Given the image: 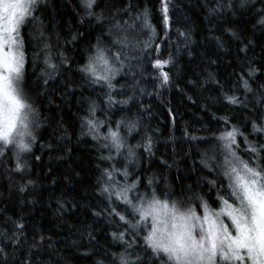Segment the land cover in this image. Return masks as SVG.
<instances>
[{
    "label": "trees",
    "instance_id": "trees-1",
    "mask_svg": "<svg viewBox=\"0 0 264 264\" xmlns=\"http://www.w3.org/2000/svg\"><path fill=\"white\" fill-rule=\"evenodd\" d=\"M129 2L133 5L131 16L145 7L149 9L154 36L143 27L142 20L133 29L114 30L112 37L107 36L117 19L131 23L129 15H115ZM215 2L170 0V25L165 29L160 0H97L99 6L92 11L103 15L102 23L86 15L80 0H44L36 13L42 26L37 21L22 28L25 90L34 109L30 130L36 139L31 152L21 154L20 162L25 165L22 172L15 171L14 149H6V154L0 156V247H6L8 264H119L113 253H121L125 245L114 241L111 233L121 222L107 214V196L100 194L97 177L113 164L123 170L127 148L120 155L113 150L112 161L99 159L109 152L98 150L103 141H94L87 126L82 127V118L88 116L92 102L97 106V120H110L113 128L116 121H125L121 133L127 145L152 138L151 157L142 147L135 150L137 159L128 165L131 174L127 184L142 178L138 190L150 197L152 188L147 187V180L153 178V188L160 198L167 192L172 198L183 199L185 206L191 203L201 215L197 196H203L212 208L220 206L216 188L210 190L208 181L216 180L217 188L228 182L223 168L217 166L223 165L224 156L220 141L214 137L233 126L238 128L243 135L237 136L233 147L244 160L252 159L247 151L249 143L264 144V132H253L252 128L253 122L264 126V103L258 102L264 99V26L257 23L256 12L264 4L251 0L254 8L241 9L239 0H233L235 8L225 7L209 16L208 10ZM221 2L227 5L229 0ZM178 30L187 32L190 39L179 36ZM124 36L129 45L125 51L138 57L139 64L131 62L136 69L135 80L128 64L116 76L114 99H133L126 105L110 106L105 103L107 87L91 84L79 69L95 55L93 45L98 37L111 56L121 49L112 40ZM145 41L152 47L144 50ZM155 45L161 46L159 51ZM61 54L65 63L61 62ZM46 55L50 63L57 65L55 70L44 63ZM169 57L172 63L163 71L169 73L170 82L161 84L160 70L152 64ZM245 80L251 91L245 89ZM136 81L139 83L133 90L131 85ZM226 96H236L240 103L229 104ZM221 117H227L228 123ZM129 123L136 124L131 135L127 131ZM193 136L197 139H191ZM189 197L193 199L189 201ZM112 199L113 206L124 213L127 206L114 196ZM94 212L103 214L95 216ZM129 219L135 222L139 216L129 215ZM14 222L24 225L17 232V246L2 235L11 236L16 231ZM124 227L121 224L119 231ZM126 239L131 242L133 236L129 234ZM139 251L129 249L130 258L134 259Z\"/></svg>",
    "mask_w": 264,
    "mask_h": 264
},
{
    "label": "snow or ice",
    "instance_id": "snow-or-ice-1",
    "mask_svg": "<svg viewBox=\"0 0 264 264\" xmlns=\"http://www.w3.org/2000/svg\"><path fill=\"white\" fill-rule=\"evenodd\" d=\"M80 2L81 6L86 9L87 16L95 17L101 23L104 21L102 14L97 15L92 11L94 7L99 6L97 0H80ZM259 2L264 4V0H259ZM43 3L44 0H0V156L6 154V149H14L15 171L17 172H22L25 167L20 162L21 154L31 152L32 143L36 139L30 130L34 109L25 90L26 50L22 28L37 21L42 26L43 21L36 13L40 11ZM225 7L232 10L236 5L232 3V0H229L227 5L221 0H216L215 5L209 8L208 14L212 16L223 11ZM239 7L250 10L255 7V3L251 0H239ZM159 10L163 16L165 29H167L170 25V0H160ZM132 11L131 2L118 10L115 15L121 12L129 15L131 23L128 20L117 19L109 28L108 37L113 36L114 30L125 32L127 29L135 28L136 22L141 20L143 27L149 30L151 36L155 35V29L149 22V9L145 7L142 11H137L135 16H131ZM256 12L259 14L257 23L264 26V7L257 9ZM39 35L43 38L42 30ZM178 35L184 37L186 41L190 39L187 32L178 30ZM232 35L236 34L233 32ZM75 39L76 37L73 36V40ZM101 44L102 40L98 37L97 44L93 45L95 55L89 56L79 71L91 84L107 87L105 100L107 105H126L133 97L129 96L127 100L114 99L115 84L113 81L125 64H128L131 78L135 80L136 69L131 62L136 60L139 64V58L129 56L125 51L129 47L127 36L123 39L118 37L112 40V44L121 45V49L111 56L107 55L110 49L102 47ZM150 47L152 45L145 41L144 50ZM160 47V45H155L157 51ZM44 48L48 49L49 45L45 43ZM61 62H66L63 54H61ZM44 63L52 70L57 68L56 64L50 63V56H45ZM170 63H172L171 57L163 60L156 59L152 64L154 69L160 70L161 84L170 82L169 73L163 71L164 66ZM115 64H119L120 67H114ZM254 71H250L249 76L253 75ZM138 83L139 81H136L131 85L133 90ZM244 87L251 91L247 80L244 81ZM225 99L229 104L240 103L236 96H226ZM258 102L264 103V99ZM96 110V103L92 102L88 116L82 118V127L87 126L88 134L94 141L98 143L103 141L99 143L98 150L109 152L108 156L101 155L99 159L112 161L114 159L111 154L113 150L120 155L122 150L127 148L123 170L116 168L113 164L111 167L103 168L100 176L97 177L100 194L107 196V214L114 219L118 218V221L125 226L124 231H119L121 224H117V231L111 233L114 241L125 245L124 251L119 254L113 253L114 259L118 260L119 264H264V144L253 145L248 142V137L244 136L245 142L249 143L247 151L252 154L251 160H244L237 155L233 147L236 145L237 136L243 135L238 128L233 126L231 130H225L219 136L214 137L215 140L220 141L219 147L224 156L223 165L217 166L223 168L222 174L228 183L226 186L221 184L217 188L216 180L208 181L210 190L216 188V201L220 206L212 208L203 196H197L196 199L200 200L198 207L203 213L201 215L191 203L185 206L183 199L172 198L167 192L164 193V198H160L153 188V178L147 180V187L152 188L150 197L147 192H139L137 185L142 183L140 177H137L131 184L118 186L119 182L115 181V176L120 174L125 180L129 178L131 173L128 165L136 162L135 150L137 148L142 147L150 157L153 155L152 138L146 137L142 144L127 145L126 138L121 133L125 121H116L115 128H113L110 120L95 118ZM220 119L225 124L228 123L227 117ZM102 128H107V131H102ZM252 128L253 132H264V126H258L255 122ZM135 129V123L127 125L129 135ZM191 139L195 140L197 137L193 136ZM215 150L214 147L213 151ZM207 166L205 164V167ZM31 183L32 181H27V184ZM27 184L20 187L21 192L25 191ZM133 193L134 195H130ZM113 196L127 206L124 213L113 206ZM192 199V197L188 198L189 201ZM102 214L103 212L93 213L95 216ZM129 215L133 218L138 215L139 220L133 222L129 219ZM225 218L228 222H225ZM14 224L16 231L11 236L7 233L2 235L13 246H17L20 240L17 232L22 230L24 225L15 222ZM142 232L143 235H141ZM129 234L133 236L131 242L126 239ZM137 238L142 240V243H139ZM31 248L32 246H30V252ZM134 248H139L140 251L132 259L128 250ZM0 255L3 256V264H8L6 247H0ZM13 258H15V253H13ZM24 264H31V262L25 261Z\"/></svg>",
    "mask_w": 264,
    "mask_h": 264
},
{
    "label": "rangeland",
    "instance_id": "rangeland-1",
    "mask_svg": "<svg viewBox=\"0 0 264 264\" xmlns=\"http://www.w3.org/2000/svg\"><path fill=\"white\" fill-rule=\"evenodd\" d=\"M117 180L122 184V185L119 184L121 186H124L128 182V180H125V178L122 175H120V174H118V176H115V181H117ZM225 222H228L226 218H225ZM149 223H150V221H149Z\"/></svg>",
    "mask_w": 264,
    "mask_h": 264
},
{
    "label": "bare ground",
    "instance_id": "bare-ground-1",
    "mask_svg": "<svg viewBox=\"0 0 264 264\" xmlns=\"http://www.w3.org/2000/svg\"><path fill=\"white\" fill-rule=\"evenodd\" d=\"M233 1V0H232ZM128 107V106H127Z\"/></svg>",
    "mask_w": 264,
    "mask_h": 264
}]
</instances>
